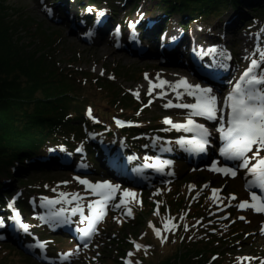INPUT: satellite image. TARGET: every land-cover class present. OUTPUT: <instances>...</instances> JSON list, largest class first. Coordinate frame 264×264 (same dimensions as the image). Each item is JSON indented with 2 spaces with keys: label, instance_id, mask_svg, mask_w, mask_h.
Wrapping results in <instances>:
<instances>
[{
  "label": "rangeland",
  "instance_id": "1",
  "mask_svg": "<svg viewBox=\"0 0 264 264\" xmlns=\"http://www.w3.org/2000/svg\"><path fill=\"white\" fill-rule=\"evenodd\" d=\"M40 1L41 0H0V5L5 7L6 15L4 16H6V20L12 22L13 27H16V35L19 37L24 36V41L29 40L28 38L33 40V47L37 54H39V52H45L44 56H53L56 60H61L59 62V68L64 71H70L68 76H76V82L81 81V78H88V80L95 79L96 76L106 80L112 78L114 75V86H118L116 88H118L119 91L121 90V92L128 97L130 96V92H138L139 96H143V103H145L144 100H148L149 107H147V110L142 114L141 120L143 121H140V123L152 121L157 128H169L171 125L163 123L166 117L171 118L173 123H186L191 109L164 107L169 101L173 104L186 103L183 101L182 97L177 99V91L183 93L184 90L182 88L177 89L173 93L176 98L170 100L168 89L173 90L172 88L166 86L163 89L166 95L159 99L162 91L160 88H156L150 96L148 95L149 86H144V81H159L157 79L158 77L159 79L170 81L173 84L179 80L176 77L161 75L156 69V67L163 66V63L168 61L167 59H169V57L167 54L163 55L161 58L151 60V66H145L138 64L135 59H124L117 54L111 53L109 49L106 48L109 45L107 44L108 40H105L101 45L100 42L96 40V44L99 43L96 49L83 47L85 45L78 42L75 36L69 31V27L63 26V24L69 23V21L66 20L67 16L62 17L61 20H53L47 13L48 9L51 10L50 7L46 6L48 2L43 4ZM71 1L72 0H49V2L54 5L59 3L58 7L61 9V13L63 9L62 2H66L68 7H76V12L77 9L79 12H83L86 18L79 17L74 23L75 26H79L81 23L80 19L89 20V18H95V11L93 13L94 5L99 8L107 6L109 11L115 14L116 22L111 18L112 13L106 15L104 19L109 21L110 28L115 26L116 29H120L117 26L121 25V19L125 15L130 18L129 22H126L128 26H130L131 23L134 25V23H138L144 12H150L155 6L151 0H139V3L136 2V4H133L131 10L126 11L127 8H124L125 6L114 4L115 2L111 3L112 0H75V3ZM81 1L86 4L88 10L91 9L90 17L86 9H79L80 7L78 4H80ZM117 1L120 2L121 0ZM250 1L251 0H243L239 4V8L243 9L244 15L233 17L234 13L232 14V11H229L222 16L209 19L206 25L192 24L190 27L192 30L198 32L199 40L201 39L204 42L211 41V44H218L219 50L225 59V69L227 67L231 69L223 84H226L230 78L234 80L233 84H235V80L240 79L244 71L250 66L251 60L253 58L257 60L260 59L258 50H264V14L261 16H252L248 14V12L252 11L253 6L251 5H258L261 0H254V3L249 4ZM106 2L111 3V6H108ZM43 5L48 8H42ZM129 6H131L130 3ZM132 10L136 12L139 10V13L135 15L136 12H132ZM242 16H245L246 20L252 18L253 20L248 21L247 24H249V26L247 28L240 29L243 27V24H246L245 21L241 19ZM174 17L175 18L171 21L173 22L176 19L178 22L180 19L179 16ZM231 17H233V20L230 21ZM25 21H28L27 26L30 30H38L37 33H34L35 35H33L32 38H27V35L24 33L25 29L23 25ZM171 21L167 23H171ZM223 22H225L224 25ZM69 24L71 25V23ZM178 28H180L183 33L190 32L179 25ZM230 31L231 33H229ZM204 32L210 33L208 34V39L207 36L203 34ZM226 33L229 43L225 41ZM221 34L223 35V41L218 39ZM244 35L248 37L245 44L242 43ZM37 39L45 43H36ZM167 42L169 41L164 42L163 48H165ZM226 44L227 46L225 47ZM33 56L35 57L36 55L34 54ZM52 63L56 64L55 62ZM222 71H224V63L218 65L217 74L219 75ZM255 71L259 72L258 69ZM204 86L211 88L213 94L215 93L217 95L220 93L218 92L219 89L207 83H205ZM81 92L82 95L88 96L87 100L96 105L100 113L106 115L113 109V106H111V108L107 107L106 110L104 109L106 106L104 103L105 98L100 91L87 87ZM217 115L218 117L220 116L219 113H217ZM78 117V115L74 117L76 121H78ZM81 119H83V117ZM192 119L195 120L196 123L203 124L208 129L209 136L207 139H209L208 142L211 143L210 140L213 138V133L215 134V132L218 131V127H209L203 117L194 116ZM180 130L184 131L183 129ZM187 149L186 145L182 144L181 151L185 156L188 155V152L185 154ZM53 150L57 153V159L61 160L63 163L67 164L63 161L64 159L67 160L68 163H70L69 160H72L64 151L60 153L59 149ZM214 150L216 151V148ZM253 151H255V147ZM42 153L44 154L43 151ZM182 154L180 153V155L175 156V158L183 160ZM247 155L251 157L252 153H248ZM261 155L264 156V152H261ZM187 157L190 158V156ZM212 157L213 155L204 158L205 164H207L206 167H211L212 169L214 164L217 167H223L218 163L211 164L213 163ZM147 161L154 163L156 160L149 158ZM250 163H255V159H252ZM72 164L83 166L82 164L77 165L75 161H73ZM144 165L143 170H153L152 181L148 182L146 179L138 183L137 177L133 173H126L124 170L123 174L111 173L106 175L114 178L119 188L115 193L116 199L106 204V206H108L107 210L106 207L104 208L105 215L102 216V218H105L104 222L102 218L99 220L100 225L97 227L96 236L86 247H84L85 241H80L84 247H80L81 249L78 248L76 244H65L63 246L64 248H69L74 251L76 247L78 250H81L82 253L80 258L59 264H85L86 261L91 260L92 257L96 258L99 262L95 264H128L129 261L131 264H168L169 259H172L175 253L179 251L182 252L183 249H185L184 245H186L188 241L192 245L202 242V244L204 243V245L206 244V246L213 248L212 250H214V252L205 255V259L209 257L207 260L208 264H260V261L264 260V233L260 231V229L264 227V213L256 212L251 208L242 211L235 206L244 200L252 202L247 196L242 200L229 199L231 194H235L236 196V193L240 192L241 179L248 173L246 169H243L241 173L237 170L236 177L232 178L230 175L226 176L211 169L205 171L198 170L200 168L196 167L192 168L194 170L189 171L187 170V165L184 164L183 166L172 165L173 171L166 166L162 173H157L153 168L146 167V169H144ZM69 167H71L69 164H67V166H61V168H59L61 170H57V173H52L55 171L54 169H56V167L46 169L39 168L34 172L31 166H26V168L23 167V171L20 172L22 167L18 165L13 173L10 172V168L7 171L3 169V174L0 175V192L7 187V195L11 196L16 193L14 190L18 187H21L23 190H29V187L24 186V184L28 183L32 186L34 192L43 194V199L37 201L42 202L40 204L45 208V211L53 212L56 209L53 208L52 204H48L47 200L56 199L55 196L51 195L53 190L60 188L65 189V187H60V184L79 183L77 178L87 180L93 184L106 181L105 175L102 173L95 174L85 171L81 174L77 173L75 170L76 168L74 169L75 172L64 174L63 171L65 170L71 171ZM114 171L115 170H113V172ZM168 173H173L171 178L167 176ZM28 175H30V177H28ZM161 176H163L164 180H168L169 178V182L165 180L167 181L166 183L155 186V181L158 180V178L160 179ZM108 182L111 183L110 180H108ZM125 184L138 186L142 191L136 188L132 191L121 188V186ZM193 184H196V187L190 188L189 186ZM206 184L208 186L207 188L204 187ZM13 185H15V189H13ZM76 187L77 191L85 190L82 198L86 203L87 211H92L89 206L95 204L96 201L102 198L92 193L86 185L80 183L76 184ZM213 188L221 190L218 193L219 198L215 203L211 198L213 196ZM124 190L137 194L134 198L125 197L126 201H130L128 207L131 208V216L125 215V208L122 207L117 209L114 207L115 204L119 203ZM242 193L244 192L242 191ZM45 198H47V200ZM6 201L9 202L12 200L7 198ZM158 205L159 214H156ZM56 206L60 207L61 204H56ZM220 209L224 210L221 211ZM30 212L32 214L38 213L35 209L30 210ZM241 216L244 217L243 220L239 219ZM166 221L175 223L177 228L174 233L162 231V236L166 238L164 242H162L161 239L155 235L153 228L149 227V223L151 222L156 228L162 229L163 223ZM185 225H187V230L185 229ZM27 232H29V235H33L35 230L30 227L27 229ZM3 234L0 228V235ZM43 236L47 235L43 234ZM196 237H200L201 239ZM13 238L12 236V240ZM2 242L5 241L1 240L0 243ZM15 242L14 238L11 243L1 244L0 264H35L28 256L13 251ZM135 244H140L143 247L137 250ZM129 253H131V255H129ZM124 254V260L122 261V256ZM243 257H254L257 259L241 262L239 258ZM31 258L33 261H36L32 254ZM175 263L176 261L171 264ZM178 264H184V262L181 261Z\"/></svg>",
  "mask_w": 264,
  "mask_h": 264
},
{
  "label": "trees",
  "instance_id": "2",
  "mask_svg": "<svg viewBox=\"0 0 264 264\" xmlns=\"http://www.w3.org/2000/svg\"><path fill=\"white\" fill-rule=\"evenodd\" d=\"M151 1L155 6L147 12L148 16L155 17L158 13H164L161 16H179L180 21L188 24L208 22L213 17L236 11L243 0ZM252 6L254 15L264 14V0ZM4 15L5 7L0 5V175L3 174V169L7 171L10 168L13 173L18 165L26 168L25 161L40 154L46 142L74 146L80 141V123L83 121L81 118L84 110H91V107L96 106L87 100L88 96L81 94L87 87L103 93L105 110L114 106V111L118 110L121 115L133 113L136 102L119 91L116 88L118 86H114L115 82L98 76L94 82L88 78H81V81L76 82V76H68L70 71L59 68L61 60L44 56L45 52L37 54L33 40L28 37L32 38L38 30H30L28 21H25L24 33L29 40L24 41V36L16 35V27ZM36 43L45 42L37 39ZM95 109L98 110L97 107ZM77 115L78 121L74 118ZM110 115L113 116L114 112H108L107 118ZM104 127V124L96 126L97 129ZM39 165L36 162L33 168H39ZM24 186L32 188L28 183ZM22 201L21 205L27 206L24 198ZM184 248L182 252L175 253L168 264L174 261L175 264L181 261L184 264H208L209 257L205 259V255L214 252L213 248L202 242L186 244Z\"/></svg>",
  "mask_w": 264,
  "mask_h": 264
},
{
  "label": "snow or ice",
  "instance_id": "3",
  "mask_svg": "<svg viewBox=\"0 0 264 264\" xmlns=\"http://www.w3.org/2000/svg\"><path fill=\"white\" fill-rule=\"evenodd\" d=\"M49 14L51 10H48ZM91 11V9H89ZM98 15L103 16L104 12H100ZM91 35V33L89 34ZM213 51H215L213 49ZM260 59L257 60L253 58L251 60L250 66L244 71L241 75L240 80L234 85L231 93L225 98L224 105L230 109V115L227 120L228 127L225 128L221 125L218 128V131L221 133V137L224 141H226L225 146L221 149L220 155L225 157L227 161H239L240 163L235 167H217L215 164L213 165V171H217L224 175H230L232 178H235L237 175V169H246L249 174H251L254 179L247 181L246 187L248 189H258L257 191L250 192L249 200H244L236 204L235 206L240 210H246L251 208L252 210L264 213V156L261 155V152H264V50H258ZM256 69H261L260 72H256ZM147 79V76H146ZM158 83H153L151 80L149 81V89L148 95H152V92L156 88H160L162 91L160 93L161 98L166 95L163 92V89L167 86L176 91L177 89L182 88L183 94L192 96L196 99V103H176L173 104L169 101L164 107H176L183 109H191V112L188 114V118L186 123L178 124L173 123L171 118H165L163 123L167 125H171L172 128L177 130L183 129L186 132L196 133L199 139L187 140V141H179L182 144H188L192 146V150L197 152H202L205 149V145L207 144V137L209 136L208 129L203 125L196 123L192 117H203L209 121L223 120V116L217 115L221 108L218 107V98L213 94V90L209 87H202L199 84L193 85L187 81V78H180L175 84L170 81L159 79ZM137 98H139V93H133ZM179 91H177V99H180L183 95ZM91 110H89V114ZM139 114V113H138ZM123 126L122 122H118ZM255 147V151H253ZM248 153H252V156H248ZM252 159H255V163H250ZM170 162L161 161L157 159L154 163H145V167L153 168L156 172H163L164 168ZM168 175H173V173H168ZM79 183L88 186L90 191L94 193L96 196L101 197L102 199L95 202V204L90 205L89 207L92 209V216L87 217L86 219H90L92 223L89 225L87 230H82L85 239L90 238L92 232L95 231L93 227L95 223H97L102 216L104 215V208L109 201L116 199L115 193L118 190V186L112 185L109 182H97L90 183L87 180L79 179ZM190 188H194V185H190ZM207 188V185L204 186ZM220 189H212L213 202L219 198L218 193ZM61 196L65 194L61 193ZM137 194L134 192H130L128 190H124L119 203L115 204L114 207L117 209L125 208V215L131 216L132 211L131 208L128 207V203L130 201H126L125 197L134 198ZM47 200V198H45ZM230 200H236L237 197L235 194H231L229 197ZM72 200H79V196L73 195ZM71 203V201H66ZM15 201L9 203L8 207L13 208ZM48 204H58L60 200H47ZM231 206V205H229ZM83 209L77 205V207L72 209L73 214L77 212H82ZM61 212L55 213L54 217L56 218V222H61L58 218L60 217ZM156 214H159V205L157 206ZM14 216L16 219H19L20 213L18 211L14 212ZM43 219V217H41ZM174 219V218H173ZM239 219H244L243 216L239 217ZM4 227L3 219H0V228ZM149 227L153 228L155 235L161 239L162 242L166 239L162 236V231L173 232L177 228L175 223H171L170 221H166L163 223V228H156L154 225L149 223ZM25 231H27L28 226L23 225ZM185 229L187 230V225H185ZM38 248H44L45 245L43 243H38L35 245ZM87 246V245H85ZM137 250L143 247L140 244H135ZM131 255V253H129ZM241 262L243 261H251L252 259H257L254 257H243L239 258ZM128 264H131L129 261ZM260 264H264V260L260 261Z\"/></svg>",
  "mask_w": 264,
  "mask_h": 264
},
{
  "label": "bare ground",
  "instance_id": "4",
  "mask_svg": "<svg viewBox=\"0 0 264 264\" xmlns=\"http://www.w3.org/2000/svg\"><path fill=\"white\" fill-rule=\"evenodd\" d=\"M41 3H46V0H41ZM72 3H75V0L71 1ZM50 2H48V5ZM62 13L61 9L58 8L57 11L62 15V17H66L71 23H65L63 24L64 27H69V31L75 36V38L78 40V42L82 45H85L83 47H86L88 49H96V40L100 42V45L104 43L105 40L107 41V44H109L106 48L109 49V51L113 54H117L121 56L122 58L127 59H135L138 64H142L145 66H151L152 63L151 60H154L156 58H161L162 55L167 54L169 57L168 61L163 63V66L156 67L157 71L161 75L165 76H172L176 77L180 80V78H187V81L193 85L199 84L202 87H204L201 84L200 75L198 74V70L203 71L204 73V80L207 81H214L217 86L219 84L218 79L224 80L228 75L230 70L228 67L222 71V74H216L214 71L217 70L216 67L219 65V63H224L225 60L223 56L218 52L216 47H212V44H210L211 41H207L206 43L200 42L197 36V31L193 30L189 32L188 34L181 33L179 30H177V21L176 19L172 22V28L170 30H164L162 35L159 34L158 36L152 31L145 29L144 32H150L153 34L154 42H148L140 44L135 41L134 38H136L134 31L129 27L125 26L124 31L122 33L119 32L114 27L110 28L109 21H106V23H103L100 19L96 18H89V20H81V23L79 26H75V22L77 21V15H76V7L67 5L66 2H62ZM79 9H86L90 15V11L87 9L86 4L83 3V1L80 2ZM45 7V5L42 6V8ZM77 13L79 17H85L86 15L83 12H79L77 9ZM262 14H259L261 16ZM91 19H93V22H91ZM65 20V21H66ZM141 20H146V17L142 18ZM82 24V25H81ZM87 25V26H86ZM83 26V27H82ZM177 28V29H176ZM91 33V35H89ZM231 33V31L229 32ZM248 39L247 36L242 38V43L245 44L246 40ZM165 40L171 41L174 44L173 49L169 50L168 48H163V43ZM89 43V44H87ZM213 49L215 51H213ZM191 58L196 60V63L191 61ZM210 71H213V73H209ZM153 83H158L159 81L154 80ZM144 86H149L148 81H144ZM143 86V87H144ZM141 87V86H140ZM169 91V99L172 100L176 98V96L173 94L175 91L168 89ZM183 94V93H182ZM218 98V97H217ZM161 99V96L159 97ZM182 99L186 103H196V99L192 96L183 94ZM207 124L209 126H212L213 121L206 120ZM100 130V129H99ZM185 136L181 138V141H187V140H194L199 139L196 133L193 132H184ZM110 136L114 138V133H110ZM209 141V139H207ZM211 143L207 142L205 145V149L202 152H197L192 150V146L188 144L186 147L188 148L185 154L188 152L189 155L193 156L194 158L199 157L201 154H208L213 146H216L219 143L218 138H212L210 140ZM212 155V154H211ZM189 158V157H188ZM110 161V160H109ZM238 162V161H236ZM37 167H34V169ZM33 169V170H34ZM113 172L112 170H110ZM111 176H108L110 178ZM3 197L5 195L3 193H0ZM18 198H23L21 193L15 194ZM237 200L245 199L246 194L242 193L241 191L236 193ZM42 205V204H41ZM3 205L0 204V208H2L3 213L6 210V207H1ZM6 206V204H4ZM38 209L43 210L41 207H38ZM18 225L17 222H14V226ZM10 227H7L6 230H10ZM262 233H264V227L260 229ZM31 242V241H30Z\"/></svg>",
  "mask_w": 264,
  "mask_h": 264
}]
</instances>
